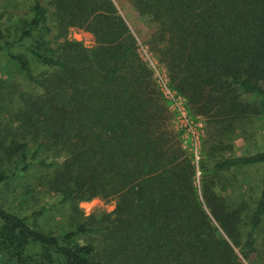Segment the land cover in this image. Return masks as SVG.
Returning <instances> with one entry per match:
<instances>
[{"label": "trees", "instance_id": "1", "mask_svg": "<svg viewBox=\"0 0 264 264\" xmlns=\"http://www.w3.org/2000/svg\"><path fill=\"white\" fill-rule=\"evenodd\" d=\"M115 1L31 0L20 33L0 32V53L36 87L21 97L16 126L0 131V185L41 168L40 184L61 201H115L110 214L60 235L0 207V264H264V149L211 167H263L251 212L208 185L199 192L193 155L139 45L193 115L223 131L264 105V0H128L154 24L142 42ZM71 27L94 45L67 39ZM25 39L28 58L13 51ZM88 233L101 243L76 242Z\"/></svg>", "mask_w": 264, "mask_h": 264}, {"label": "rangeland", "instance_id": "2", "mask_svg": "<svg viewBox=\"0 0 264 264\" xmlns=\"http://www.w3.org/2000/svg\"><path fill=\"white\" fill-rule=\"evenodd\" d=\"M115 4L139 42L144 41L153 32L154 24L140 21L128 0H116ZM30 5L31 0H0V32L5 39L14 38L15 27L20 33L21 25L29 18ZM67 39L79 41L87 47L93 46L95 42L91 33L77 27L69 28ZM30 43V39H25L22 45H15L14 53L28 56L27 45ZM30 65L35 74L41 72V68L36 64L30 62ZM159 67L163 66L160 64ZM35 93L34 84L10 65L4 52L0 53V131L4 133L16 126L12 117L22 106L21 97ZM255 104L259 109L257 114L244 116L223 131L222 125L218 127L201 115H193L187 101L185 104L188 118L196 121L194 128L198 150L194 163L199 192L208 185L211 191L228 195L226 197L232 203L244 204L247 213L253 210L258 200L263 167L233 168L224 172L211 171V167L222 156L244 155L264 149V105L257 101ZM174 124L176 125L175 121ZM185 125L186 123L184 129L189 146L192 132ZM2 135L0 134V137ZM188 152L192 153L189 147ZM200 164L203 167H200ZM47 172L45 169L31 168L28 173L19 174L0 185V207L26 217L37 229L55 235L75 230L78 223L86 221L89 217L99 220L113 211V199L95 197L85 201H61L60 194L49 191L40 184V181L47 178ZM75 239L78 243L92 242L97 246L101 243V237L95 233L79 235Z\"/></svg>", "mask_w": 264, "mask_h": 264}, {"label": "built area", "instance_id": "3", "mask_svg": "<svg viewBox=\"0 0 264 264\" xmlns=\"http://www.w3.org/2000/svg\"><path fill=\"white\" fill-rule=\"evenodd\" d=\"M140 45V55L142 59L147 63V65L151 68L153 72V76L156 80L158 89L163 96L164 100L166 101L169 109L174 114V121L176 125L174 124L176 129H178V132L180 133V138L182 140L183 146L188 149V147L191 149V154L194 156L193 159H197V150L198 147L195 142V128L196 121L188 118V112L186 108V101L182 94H180L177 90H175L171 83L170 79L168 77V73L164 67H159L160 63L155 59L152 52L149 50L148 46L139 43ZM194 121V122H193ZM184 123L188 126V128L192 132V141L189 143V146L187 145L188 141L186 138V132L184 129ZM185 125V126H186ZM194 159V162H195Z\"/></svg>", "mask_w": 264, "mask_h": 264}]
</instances>
